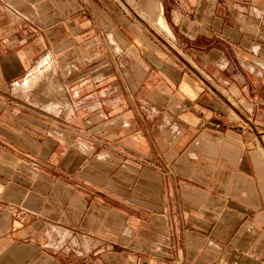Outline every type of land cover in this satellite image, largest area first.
<instances>
[{
  "label": "crops",
  "instance_id": "1",
  "mask_svg": "<svg viewBox=\"0 0 264 264\" xmlns=\"http://www.w3.org/2000/svg\"><path fill=\"white\" fill-rule=\"evenodd\" d=\"M154 261L264 264V0H0V264Z\"/></svg>",
  "mask_w": 264,
  "mask_h": 264
},
{
  "label": "bare ground",
  "instance_id": "2",
  "mask_svg": "<svg viewBox=\"0 0 264 264\" xmlns=\"http://www.w3.org/2000/svg\"><path fill=\"white\" fill-rule=\"evenodd\" d=\"M157 9H158V7H155V10H157ZM150 16H152V15H150ZM152 21H153V24L156 25L159 30L164 31L168 35H172L171 32H170V30H169V28H168V26L165 24L164 19H163V17H162L161 14H159L157 16V19L155 21L154 20H152ZM164 32H163V34H164Z\"/></svg>",
  "mask_w": 264,
  "mask_h": 264
},
{
  "label": "built area",
  "instance_id": "3",
  "mask_svg": "<svg viewBox=\"0 0 264 264\" xmlns=\"http://www.w3.org/2000/svg\"><path fill=\"white\" fill-rule=\"evenodd\" d=\"M143 264H156V262L155 261L152 262V263H150V262H144Z\"/></svg>",
  "mask_w": 264,
  "mask_h": 264
}]
</instances>
